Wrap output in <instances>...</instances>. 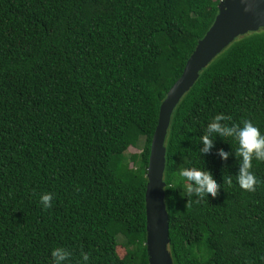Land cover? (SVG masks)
<instances>
[{
  "label": "trees",
  "instance_id": "trees-1",
  "mask_svg": "<svg viewBox=\"0 0 264 264\" xmlns=\"http://www.w3.org/2000/svg\"><path fill=\"white\" fill-rule=\"evenodd\" d=\"M219 0H0V264H148L144 191L159 106ZM264 134V27L223 48L175 105L164 139L172 264H264V162L242 190L215 115ZM140 151L130 153L128 147ZM229 152L226 160L217 153ZM210 171L214 197L179 170ZM49 193L51 206L40 196Z\"/></svg>",
  "mask_w": 264,
  "mask_h": 264
},
{
  "label": "water",
  "instance_id": "water-1",
  "mask_svg": "<svg viewBox=\"0 0 264 264\" xmlns=\"http://www.w3.org/2000/svg\"><path fill=\"white\" fill-rule=\"evenodd\" d=\"M249 11L245 12L244 8ZM264 27V0H219L210 27L189 55L180 76L166 92L150 141L145 206V248L148 264H172L168 251V215L162 179L165 166L164 139L171 113L199 72L236 37Z\"/></svg>",
  "mask_w": 264,
  "mask_h": 264
},
{
  "label": "clouds",
  "instance_id": "clouds-1",
  "mask_svg": "<svg viewBox=\"0 0 264 264\" xmlns=\"http://www.w3.org/2000/svg\"><path fill=\"white\" fill-rule=\"evenodd\" d=\"M249 11L248 7L244 8ZM230 117L224 115H215L204 130V134L199 137L198 152L201 156L209 154L214 147L213 135L224 141L225 138H231L236 148L232 155L238 159V171L235 174L238 186L247 192H254L259 186L260 181L250 171L252 161L264 162V134L250 121L243 120L239 124L228 121ZM221 160H226L229 152L220 151L217 153ZM179 177L184 181V189L187 196H195L197 200L204 197H214L217 193L218 185L214 181L210 171L201 170L196 167H186L179 170ZM40 202L44 208L51 206L52 196L49 193H43L40 196ZM51 264H68L70 253L62 247L54 248L51 253ZM89 256L81 253L79 264H88Z\"/></svg>",
  "mask_w": 264,
  "mask_h": 264
},
{
  "label": "rangeland",
  "instance_id": "rangeland-1",
  "mask_svg": "<svg viewBox=\"0 0 264 264\" xmlns=\"http://www.w3.org/2000/svg\"><path fill=\"white\" fill-rule=\"evenodd\" d=\"M140 149H141V147H140V143H139V145L137 147L129 146L128 147V152L134 153V152L140 151Z\"/></svg>",
  "mask_w": 264,
  "mask_h": 264
}]
</instances>
